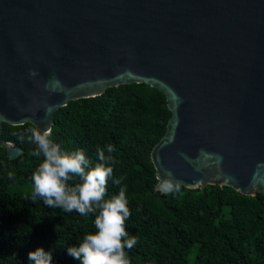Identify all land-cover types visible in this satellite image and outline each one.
Segmentation results:
<instances>
[{
	"label": "water",
	"instance_id": "obj_1",
	"mask_svg": "<svg viewBox=\"0 0 264 264\" xmlns=\"http://www.w3.org/2000/svg\"><path fill=\"white\" fill-rule=\"evenodd\" d=\"M145 83L171 112L154 189L264 193V0H0L3 123L43 130L69 101Z\"/></svg>",
	"mask_w": 264,
	"mask_h": 264
},
{
	"label": "trees",
	"instance_id": "obj_2",
	"mask_svg": "<svg viewBox=\"0 0 264 264\" xmlns=\"http://www.w3.org/2000/svg\"><path fill=\"white\" fill-rule=\"evenodd\" d=\"M170 115L157 88L121 84L58 108L51 139L62 150L83 151L90 166L99 162V150L109 155L107 145L114 147L105 198L126 187V230L137 238L125 249L131 264H264L263 192L246 195L217 184L167 193L154 189L150 151ZM29 128L35 127L3 123L2 137L24 152L10 160L0 146V264H31L28 253L38 247L51 253L53 264H79L68 248L95 231V213L82 217L31 199L32 174L42 157L31 154L36 145L28 139Z\"/></svg>",
	"mask_w": 264,
	"mask_h": 264
},
{
	"label": "clouds",
	"instance_id": "obj_3",
	"mask_svg": "<svg viewBox=\"0 0 264 264\" xmlns=\"http://www.w3.org/2000/svg\"><path fill=\"white\" fill-rule=\"evenodd\" d=\"M28 139L36 145L31 153L42 157L32 174L33 192L31 199L38 197L50 208H61L65 212H77L86 217L95 213V231L87 233L78 246L68 248L79 264H131L125 249L137 244L135 236H129L125 222L130 216L126 187H121L118 194L106 199L107 182L113 174L115 163L111 153L114 147L107 145V153L98 151L99 162L90 166V161L81 150L65 151L51 137L53 130L47 127L29 128ZM23 138V137H21ZM13 179V173H9ZM73 178H79L74 186L69 185ZM114 183L120 184L119 180ZM160 189L168 192L173 184L164 180ZM31 264H53L49 251L36 248L28 253Z\"/></svg>",
	"mask_w": 264,
	"mask_h": 264
}]
</instances>
